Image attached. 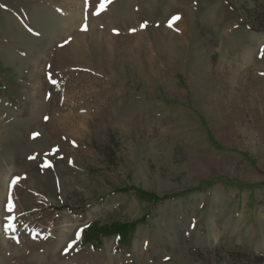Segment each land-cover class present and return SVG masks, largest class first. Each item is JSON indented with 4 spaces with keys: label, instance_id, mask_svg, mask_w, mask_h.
I'll use <instances>...</instances> for the list:
<instances>
[{
    "label": "rangeland",
    "instance_id": "374dc122",
    "mask_svg": "<svg viewBox=\"0 0 264 264\" xmlns=\"http://www.w3.org/2000/svg\"><path fill=\"white\" fill-rule=\"evenodd\" d=\"M101 3L0 0V264H264V0Z\"/></svg>",
    "mask_w": 264,
    "mask_h": 264
},
{
    "label": "trees",
    "instance_id": "16d2710c",
    "mask_svg": "<svg viewBox=\"0 0 264 264\" xmlns=\"http://www.w3.org/2000/svg\"><path fill=\"white\" fill-rule=\"evenodd\" d=\"M137 194L139 195V197L141 198H145V196L142 194V192L140 191H136ZM177 196H182L177 195ZM177 196H172L169 198H176ZM162 199H154V203H158L160 202ZM63 209V208H62ZM66 210L69 213H77L82 211V209H63ZM144 218L143 217L140 221L134 223V224H130V225H113L110 227H100V228H96L94 230H92L90 232V234H87V240L90 239L89 237H92L93 239H95L96 237L100 236H104V235H111V234H115V239H114V249L115 250H121L123 248H129L130 244H131V237H129L125 232L127 230V232H133V228L138 225L140 222H144ZM92 240V239H90ZM94 241V240H93Z\"/></svg>",
    "mask_w": 264,
    "mask_h": 264
},
{
    "label": "snow or ice",
    "instance_id": "6c2138e0",
    "mask_svg": "<svg viewBox=\"0 0 264 264\" xmlns=\"http://www.w3.org/2000/svg\"><path fill=\"white\" fill-rule=\"evenodd\" d=\"M110 2H111V0H102V3L100 4V8L103 9V8L106 6V4H107V3H110ZM0 7H2V5H0ZM173 19H174V20H178V19H180V17L177 16V17H174ZM146 26H147V25L145 24V25H143L142 27H146ZM86 28H87V26H86V24H85L83 30H86ZM133 31H134V30H133ZM38 135H39V133H34V134H33V139H35ZM32 159H34V157H32ZM13 209H14V205H12V204L10 203L9 206H8V208H7V210H8L9 212H11V211H13Z\"/></svg>",
    "mask_w": 264,
    "mask_h": 264
}]
</instances>
